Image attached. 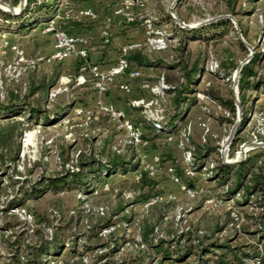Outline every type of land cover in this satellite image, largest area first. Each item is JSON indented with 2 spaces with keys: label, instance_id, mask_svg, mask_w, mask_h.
Instances as JSON below:
<instances>
[{
  "label": "rangeland",
  "instance_id": "obj_1",
  "mask_svg": "<svg viewBox=\"0 0 264 264\" xmlns=\"http://www.w3.org/2000/svg\"><path fill=\"white\" fill-rule=\"evenodd\" d=\"M61 1L60 6L62 8L64 0ZM20 2L21 0H0L1 102H5L11 92L19 94L20 100H24V95L29 92L31 81L37 83L40 76H48L55 67L60 68L61 66L60 63H53L51 65L40 64L35 70L26 69V71L21 70V72L18 73L19 68L23 66L24 63H18V53H16L14 46L22 50V54L25 57L34 58L45 52L50 42L48 37H50L51 34V32L44 31L45 23H37L34 28L30 27L34 24V21H32L33 23H27L25 18H27L29 13H25V16L21 15L14 19L11 16L18 14H12L10 11L4 10L6 9L4 3H6L12 6L14 11H18ZM125 2L128 4L126 10L132 17L131 20L126 19L127 22L137 24L144 32L143 36L137 37V35L142 33V30L135 29L134 31L136 32L133 38L138 39L136 42L141 43L142 49L149 57V60L158 59L176 65L178 62H192L197 58L201 61L203 68L195 86L196 91H198L196 92V97L200 103L191 108L186 120V122H189L190 126L187 140H180L178 136H175L172 140L166 141L165 136L161 135L155 142L161 145L160 147L165 145L169 154L179 161L183 157V151L180 149L179 143L183 144L186 148L195 147L197 149L201 147V144L206 140L207 144L214 148V152L206 161V165L214 163L215 160L222 159V155L224 156L226 151V139L237 120V113L233 115L230 114L226 109L215 103L213 99L204 95V91L208 90L214 96L221 97L225 100L235 97L233 73L236 69H232V65L235 63L239 65L250 53V49L241 41L238 33H240L243 40L249 44L253 53H259L257 71L264 77V0H235L232 7L233 9L226 4L225 0H104L103 5H105L104 7L106 9L110 8L108 14H116V8L122 6ZM93 10L97 13V17L87 21V24L90 25L96 22L99 17L98 9L94 7ZM79 11L80 8L78 7L72 8L71 10L72 14L75 16H79ZM103 11L104 10L101 11L102 14L107 15V13ZM171 11L186 24L198 23V25L193 28H199L202 25L220 18L229 19L231 26L222 30L198 29L195 32H189L188 30L193 28L181 27L180 24L176 22V18L171 15ZM167 12L172 17L171 22H167L164 17ZM80 18L84 19L82 17ZM19 19V23L14 22ZM109 19H111V15L107 18V20ZM118 19L120 22H123L121 18ZM173 22L174 24H178L181 30L174 29ZM149 23L152 29L161 30L166 34L168 45L165 49L155 50L147 42V37L151 35H148L146 32L148 29L147 24ZM17 24H27L28 26H25V29H22L20 33L16 31L13 32V28L17 26ZM106 24L103 26H106L107 30H109L110 24ZM173 31H175L174 37ZM76 35L87 40L86 45L88 48L95 44V39H93L90 34L78 31ZM179 39L182 49L178 47ZM240 43L243 44L244 48ZM94 51L95 49H92L89 52L93 53ZM38 62L42 61L40 60ZM72 62H69V59L66 60L65 63L68 65L65 66L69 67ZM141 72V77L134 82V91L137 90L139 94L144 93L147 99H150L153 94L150 92L149 88H142L141 91V89H139L141 88V83L146 82L152 85L157 83L161 78L165 82L167 79L166 77H168L170 83L177 86L181 79L179 69L164 68L162 65L150 66L149 64L141 68ZM58 85L59 83L57 82L54 87ZM72 85L68 84V91L60 93L52 102V106L47 109L51 110L52 108L62 105L69 97H78L77 103L79 105V103H81L79 97L85 92L93 91V88L89 85H73V87ZM69 91L70 93L67 94L66 92ZM247 99L249 102L245 108H250L248 119L246 124L240 128L239 133H237V128L241 120L238 122L234 135L228 144V159L241 156L239 154L247 149L248 145H244V148L239 151L240 145L243 142L249 143L253 139V133H257L258 130H264V121L261 118L264 117V87L262 86L256 91L250 90ZM161 104L165 109H170V96L166 93V90L164 100L161 101ZM165 114L167 118V112ZM140 115H142L141 108H139V110H134V118ZM19 119L24 122V131L20 138H16V142L10 154L8 152L4 161L0 162V224L4 221L18 223L12 230H14L15 233H22L21 239L23 241L33 242L37 240V238H40V234L37 233V230L47 235L53 232L54 229H56L55 227L60 224L68 226L72 231L74 226L76 231L81 234L86 222L91 226L103 222L104 218H101L94 210L96 206L100 205L106 207V218L110 217L112 220H117L125 215H131L134 218L133 221L126 222V225L121 221H116L115 228L109 235H100L104 240L106 238L107 240L118 238L120 235H123L124 238L128 240V242H125L121 246L119 252L116 254L115 259L118 260L129 259L143 252L141 250L143 248L137 243V240L141 239L138 225L141 220H149L151 223L157 224V233L155 232L152 235L154 240L159 237L168 238L172 234L183 232L187 229V226L191 227V224L193 225L195 223L200 232L204 234H209L216 225L224 228L223 235L229 236L235 233L236 229H234V225L231 220H229L227 209L222 207L215 211H210L204 205L202 195L188 198L182 192H179L177 186L171 183L167 178L163 179L164 183L161 185L165 192L172 193L174 199L167 203L163 202L143 210H141L136 203H133L134 206H130V202L122 196L124 190L134 191L136 193L135 197L139 191L129 187L134 177L121 174H115L110 177L111 180H114L112 182L114 187L113 189L111 188L109 192H102L98 195H88L84 197V200L79 197V192L77 190L63 191L60 193L49 192L37 198L26 200L24 205L8 208V204L13 199L19 197L20 186L27 187L30 182L35 181L41 175H51L62 172L64 170V158L66 159L70 152H75L77 149H86L87 146L86 143H84L83 137L86 130L75 128L73 134L74 140L70 141L64 137L67 130L64 125L60 123L62 122L61 119H52L53 121L48 125L42 124L41 132L36 135H33L36 124H27L23 118L19 117ZM202 123H205L206 127H203L201 125ZM27 132V141L30 142L28 144L23 140V137L25 138L24 134ZM91 132L98 140V144L94 147L95 151L99 152L98 150L102 145L101 143L102 139L105 137V133L97 128L93 129ZM115 137L116 139L114 141L118 142L120 134H116ZM235 138L240 139V141L237 142V144H240L238 147L237 144L235 145V152L231 156L228 155L230 152L229 149L231 148L230 144ZM166 142H169V144ZM17 144H19V152L17 159L13 160L11 159V155L16 149ZM69 144L72 145L69 147ZM220 149L223 150V154H221ZM237 151L239 152L236 154ZM207 186L211 188L212 194L220 199H224L223 196L221 197L222 189L220 187H213V185ZM134 199H132L133 202ZM201 203L203 204L202 206H200ZM81 204H83L84 207L87 206V210L80 209L79 215L76 217L78 223H75V218L71 217L69 214L71 210H79L78 208ZM121 206L122 209H120ZM22 208L26 209L27 212L31 214V219H24L20 215V210ZM238 209L244 218L245 212H251L252 210L249 205L238 207ZM53 210L58 212L59 217L52 215ZM67 221H69V223H67ZM239 228H237V233L240 237L237 242L251 241V238L248 237L246 233L239 230ZM66 233L68 234V231H66ZM1 238H10V240H13L14 236L11 234V230H9L5 233L4 237L0 234V239ZM1 242L0 264H8L6 257V253L8 252L7 247L2 245L3 242ZM97 252L98 251L90 252L88 255L89 258H93ZM63 258L69 259L70 256L66 254ZM191 261H193V258H190L188 262Z\"/></svg>",
  "mask_w": 264,
  "mask_h": 264
},
{
  "label": "trees",
  "instance_id": "obj_2",
  "mask_svg": "<svg viewBox=\"0 0 264 264\" xmlns=\"http://www.w3.org/2000/svg\"><path fill=\"white\" fill-rule=\"evenodd\" d=\"M15 1V0H14ZM70 4L72 0H67ZM235 0H225L226 4L232 8ZM61 0H26L24 8L18 15L11 16L16 19L25 13H29L27 23L34 21L30 27L34 28L37 23L49 22L57 13L64 10V7L60 6ZM14 4V3H13ZM71 7L73 5L71 4ZM233 9V8H232ZM10 15V14H9ZM26 15V14H25ZM24 15V16H25ZM167 22L172 21L171 15L167 12L164 15ZM93 20V19H90ZM83 22V19L69 18L63 23L61 27L68 33L77 34L74 30L77 24ZM14 22L19 23V20ZM33 23V22H32ZM125 24L128 28L139 27L137 24L127 22ZM174 29L181 30L178 24H174ZM27 24H17L13 28V32H21L25 29ZM231 26V22L227 18H220L216 21L207 23L199 28H193L188 30L189 32H195L198 29H216L222 30ZM16 29V30H15ZM140 31L141 27L138 28ZM143 31V30H142ZM175 31H173V37ZM244 35V33L242 32ZM245 36V35H244ZM110 43V42H109ZM108 43V44H109ZM178 47L182 49L180 39ZM104 44V43H103ZM105 44V45H108ZM244 48L243 44L240 43ZM121 50V48H120ZM119 50V53H120ZM128 62L127 71L132 68H144L150 64V66L162 65L164 68L179 69L181 73V79L177 86L170 83L169 78L165 80L166 93L170 96V109H165L167 112V118L161 123V127L154 126L144 114L137 118L133 117L136 123H140L143 126V149L145 150H157L162 149L160 157L162 162L171 163L176 173L182 177V179L188 184L195 183L200 174L204 180L210 181L213 187H220L222 189L221 197L224 200L233 198L237 207L249 205L251 212H245V218L240 224L239 230L246 233L251 238L249 242H237L240 235L237 233L238 229L235 226V221L230 216L228 211L229 220H231L236 229L232 235H223L224 228L222 226H215L209 234L201 233L197 224H191L187 226V229L183 232L172 234L168 238L159 237L153 239L152 235L155 233L156 225L149 220H141L138 225L140 229L141 241L144 243L143 252L129 259H115L116 254L119 252L121 246L128 242L123 235L118 238L104 240L100 237L99 232L116 221L131 222L134 218L131 215H125L120 219L112 220L110 217L100 216L104 218L103 222L90 225L88 233L80 234L77 231H72L65 225H58L50 234L42 233L40 238L33 242H26L21 239L22 233H15L14 227L18 223L13 221H4L0 224V234L2 237L5 233L11 230L13 234V240L0 239L2 245L7 247V263L8 264H264V148H254L247 152L246 157L237 163H226L222 159L215 160L214 163L206 165V161L210 158V155L214 152V148L207 144L206 140L201 144V147L197 149L195 147L186 148L183 144L179 143L180 149L183 153L185 150H189L192 154V160L190 165L196 172L194 177H185L183 171V157L178 161L171 156L165 147V145L157 144L155 141L159 136H165V140L169 141L167 137L172 135L178 136L179 139H183L180 136V131L189 124L186 122L187 116L192 107L199 104V100L196 97L195 86L199 79V75L203 71L201 61L194 59L192 62H178L167 63L162 60L154 59L149 60V57L145 54L142 46L139 48H133L126 51L122 55ZM73 61V62H72ZM71 62V66L65 61H52V62H37L33 68L28 70H35L42 65H51L53 63H60V68L55 67L51 73L40 76L38 82H30L29 92L24 95V100H20L19 94L11 92L5 102L0 101V162L4 161L6 154H10L13 145L16 142V138H20L24 131V122L19 119L23 118L27 124L42 123L44 125L50 124L52 119H61V117L78 105V97H69L62 105H59L51 110L46 108L48 100V93L56 83H59L60 77L65 74L71 78L70 85L74 83V78L79 74L80 67L87 62H90L89 48L88 56L86 58L74 57ZM259 61V53L254 52L248 62L244 63L239 71V77L237 81L239 104L242 109V118L237 128V133L240 132V128L246 124L248 119V113L250 108H245L249 102L248 93L250 90L256 91L262 86L264 87V77L257 71V64ZM116 62V59L114 60ZM113 62V63H114ZM99 65V63H95ZM238 68V64H233L232 69ZM140 78V77H139ZM37 79V77H36ZM138 80V79H136ZM135 82V81H134ZM91 86L90 78L82 86ZM141 89V88H139ZM142 91V90H141ZM89 93V92H85ZM79 97L80 104H86L84 94ZM150 95V93H149ZM204 95L214 100L219 106L226 109L230 114L237 113V105L235 97L225 100L221 97L214 96L210 91L205 90ZM145 96V94H139L137 90L133 92L132 97ZM127 97V96H126ZM31 98V99H30ZM28 101H26V100ZM129 102V98L127 97ZM133 110H139L140 107L131 106ZM166 115V114H165ZM99 118H102L101 120ZM99 119V120H97ZM104 116H98L95 118L86 129L89 137H84V143H86V149L82 150L78 159L80 170L76 172L62 171L51 175H41L35 181L30 182L27 187H19V197L13 199L8 208L24 205L25 201L30 198H37L44 193H60L63 191L77 190L85 195L91 194V187L93 183L109 179L112 175L121 174L125 175L128 172L135 173L140 170L141 176L138 180L130 182L129 187L137 189L139 192L134 199L133 203L141 204L142 202L150 199L153 196L165 193V190L161 186L165 177H153L150 176L147 171L140 168V161L135 153V150L126 146L120 152L113 149L116 141V135L114 131L108 133L102 139V145L99 148V152L95 151V147L91 143L95 139L91 134L92 130L96 128V123H102ZM120 134V132H118ZM84 135V134H83ZM17 138V139H18ZM240 139L232 141L230 144L228 155H233L235 152L234 147ZM117 143V142H116ZM169 144V142H166ZM240 143L237 144V147ZM72 144H69V147ZM93 150V151H92ZM237 150V148H236ZM19 152V144L11 155V159H17ZM66 159L64 158L63 161ZM114 180H112L113 182ZM198 185V184H196ZM112 185V189H113ZM211 192L210 187H206ZM212 193V192H211ZM185 195V194H184ZM202 195V194H201ZM186 196V195H185ZM199 196V195H198ZM187 197V196H186ZM203 199L205 196L202 195ZM173 199H166L158 201L148 208L156 206L160 203H167ZM204 203V200H203ZM147 208V209H148ZM122 209V206L120 207ZM79 215V213H78ZM69 223V221H67ZM76 223L78 221L76 220ZM68 231V234L66 231ZM200 232V234H199ZM157 233V232H156ZM92 251H98L93 258H89V253ZM69 255L70 258H63L64 255ZM190 258L193 261L188 262Z\"/></svg>",
  "mask_w": 264,
  "mask_h": 264
},
{
  "label": "built area",
  "instance_id": "obj_3",
  "mask_svg": "<svg viewBox=\"0 0 264 264\" xmlns=\"http://www.w3.org/2000/svg\"><path fill=\"white\" fill-rule=\"evenodd\" d=\"M64 10L57 13L49 22L45 23L44 31L51 32L53 35V47L49 53L39 54L36 57H25L22 54V50L19 48L16 49V53H18V63H24L18 70V73L22 71H26L28 68H33L38 61L52 62V61H66L71 57H82L86 58L88 56V47L86 45L87 40L74 33L66 32L62 27L61 23L66 21L69 18L81 19H95L97 17V13L92 8L80 9L79 16H75L72 14L71 4L64 0L63 4ZM128 8V4L125 2L122 6L116 8L115 13L121 16H124L125 19L131 20L132 17L129 12L126 10ZM149 21V20H148ZM147 34L150 37H147V42L151 45V47L155 50H163L167 47V38L166 34L161 30L152 29L151 24H147ZM101 38L104 44H108L110 42V33L107 30V27H102L101 29ZM141 46L140 42L132 41L128 42L121 47L120 55L115 64L111 65L108 68H101L99 65L87 62L86 64L80 67L79 74L74 78V86L83 85L88 78L91 81V87L93 88V97L91 101H87L86 104H80L74 106L71 111L61 117V124L64 125L67 132L64 134V137L70 141H73V134L75 128H79L82 130H86L90 123L97 118L98 116H104L106 121L113 125L118 132H120V138L116 144H114L113 149L117 152L123 150L124 147L130 146L135 150V153L140 161V168L150 176L153 177H165L171 183L175 184L180 192L185 194L188 198H194L198 195H204V205L210 210L215 211L220 208H225L229 211L230 216L235 221V226L239 228L241 222L244 220L241 212L235 204V200L233 198L224 200L216 197L212 194L206 187L202 185H188L182 177H180L176 173L175 167L169 162H162L160 153L152 152L150 153L148 150L143 149L144 141L143 134L144 129L140 123H136L125 110L116 108L112 103L106 101L105 93L110 89L115 88L116 90L121 91L124 95L129 98V105L134 107H140L142 114L154 125L157 127H161V123L165 119V108L162 106L161 101L164 100V94L166 89V84L161 78L157 83L149 85L146 82L141 83L140 87L149 88L150 92L153 96L150 99H147L145 96L132 97L134 92V81L141 77L142 72L141 68H132L128 69V62L122 56L126 51L139 48ZM71 78L68 76H61L59 79V85L52 87L48 93V100L46 103V108H50L52 106V102L55 98L62 92L68 91L69 82ZM203 96V94H202ZM264 121V117H261ZM203 127L205 123L201 124ZM42 123H37L33 130V135H36L41 132ZM190 126L186 125L181 131L180 136L183 139L187 140V135L189 132ZM207 129V128H206ZM30 132V131H29ZM27 133H25L26 144L30 143L27 141ZM84 136L87 138L89 134L87 132L84 133ZM173 136L169 135L167 139L172 140ZM51 141V140H50ZM93 146L98 144L97 138L91 141ZM249 143L258 144L260 147L264 148V130H258L257 133H253V139ZM249 143L243 142L240 147L247 145ZM227 148L228 145L226 143V151L225 155H222V159L231 160L227 158ZM257 148L253 146H248L244 158L248 151ZM223 149V144H222ZM220 149L221 154H223V150ZM82 150L77 149L75 152H70L65 161H63L64 170L69 172H76L80 170V166L78 164V159ZM239 151L236 152V154ZM192 160V154L189 150H185L183 153V171L185 177H194L196 176L195 170L190 165V161ZM141 176L140 170L134 173V180H138ZM112 188V180L106 179L102 181H98L93 183L91 187L90 195H98L102 192H109ZM79 192V197L84 200V197L88 196L84 193ZM136 193L132 190H124L122 192V196L130 202V206H134L132 199H134ZM166 199H174V196L170 193L167 195L159 194L151 197L150 199L138 204L141 210L147 209L152 204ZM83 203V202H82ZM79 210H71L70 216L75 218L80 211V209H86L87 206L84 207L83 204L78 208ZM95 212L99 216L106 215V207L105 206H96L94 208ZM20 215L24 219H31L32 216L26 209L22 208L20 210ZM53 216L59 217V214L56 210H53ZM126 225V222H123ZM90 225L86 222L81 234L88 233ZM115 228V224H112L108 227L103 228L99 235L106 236L111 233V231ZM73 231H76V228L73 226ZM78 232V231H77ZM155 232H157V228H155ZM138 245L143 248L144 243H142L141 239L137 240ZM54 262H52L53 264Z\"/></svg>",
  "mask_w": 264,
  "mask_h": 264
},
{
  "label": "crops",
  "instance_id": "obj_4",
  "mask_svg": "<svg viewBox=\"0 0 264 264\" xmlns=\"http://www.w3.org/2000/svg\"><path fill=\"white\" fill-rule=\"evenodd\" d=\"M103 3H104V0H72L71 1V4L73 5L74 8L78 7L80 9L81 8L82 9L92 8L93 9L94 7H96L98 9L97 10L99 13L98 20L97 21L95 20L96 22L91 24L92 26L90 24H87V21H89L90 19L84 18L83 22L77 24V27L74 31L75 32L83 31L87 34L92 35L91 37L93 39H95L94 40L95 44H93V46L89 47V51H91L92 49H95V51L93 53L89 52L90 62L99 63V66L101 68H108L111 65L116 63V62H114L115 59H116V61L118 60L119 55H120L119 50L123 45H125L128 42L138 40L136 38H133L135 35V32H136L134 30L138 29V28L137 27L128 28L127 25L125 24V17L124 16L116 15L113 13L108 14V12H110L109 11L110 8L106 9L104 7L105 5H103ZM62 8H63V5H62ZM102 10H104L107 13V15H103L101 12ZM110 15H111V19L107 20V18ZM118 18H121L123 20V22H120ZM112 21H113V23H112ZM106 23L110 24L109 32H110L111 38H110V43L108 45L103 44V41L101 38V29H102V27H106V26H103ZM143 35H144V32L142 31V33H140V35H137V37H140ZM48 38L50 39V42L48 44L47 49L42 54L49 53L52 50V47H53V35H52V33L50 34V37H48ZM73 58L74 57L69 58V62L72 61ZM62 76H65V74H63ZM72 87H73V85H72ZM66 93L68 94V93H70V91L66 92ZM92 97H93V91L84 94V98H85L86 102L91 101ZM105 99H106V101L112 103L116 108L123 109L131 117H134V110L129 105L126 95H124L121 91L116 90L115 88L110 89L109 91H107L105 93ZM101 117H103V116H101ZM99 119L101 120L102 118H99ZM99 119H97V120H99ZM96 122H98V121H96ZM96 122H95L96 128L98 130L103 131L105 133L104 134L105 136L108 133H110L111 131H114L115 135L119 134L118 130H116V128L113 125L109 124L106 121V118L104 119V121L102 123H96ZM149 152L150 153H152V152L161 153L162 151H161V149H157V150H149ZM125 175H130L131 177H134L133 172H128ZM163 183L164 182H162L161 184L163 185ZM203 183H206L209 186L212 185V183L210 181L204 180L202 178V174H200L199 179L195 183L190 184V186H194V185L198 184V185H202V186L205 185L204 187H208L206 184H203ZM162 185L160 187H162ZM163 194L167 195V194H170V192L166 191ZM202 205L203 204L201 203L200 206H202Z\"/></svg>",
  "mask_w": 264,
  "mask_h": 264
},
{
  "label": "water",
  "instance_id": "obj_5",
  "mask_svg": "<svg viewBox=\"0 0 264 264\" xmlns=\"http://www.w3.org/2000/svg\"><path fill=\"white\" fill-rule=\"evenodd\" d=\"M4 5L5 6H7L6 8L7 9H4V10H6V11H10L12 14H19V12L21 11V9L24 7V5H25V0H21V2L19 3V10L18 11H14L13 10V7L12 6H10V5H8V4H6V3H4ZM171 15L174 17V18H176V22L178 23V24H180V26H182V27H188V28H193V27H195L196 25H198V23H193V24H186V23H184L183 21H181L172 11H171ZM207 21H209V20H207ZM238 35H239V38L241 39V41L250 49V53L247 55V57L245 58V60H243V61H241L240 63H239V65H238V68L235 70V72L233 73V81H234V93H235V101H236V105H237V120H236V122H235V124L233 125V128H232V130H231V132L229 133V136H228V138L226 139V143H227V145L230 143V140L232 139V137H233V135H234V132H235V130H236V127H237V125H238V122L241 120V118H242V113H241V107H240V104H239V99H238V91H237V81H238V77H239V71H240V69H241V67H242V65L244 64V63H246V62H248L249 61V59H250V57L252 56V49H251V47H249V44L248 43H246L244 40H243V38L241 37V35H240V33H238ZM248 146H253V147H260L258 144H254V143H249V144H247ZM242 150V146L240 147V150L239 151H241ZM246 150L247 149H245L243 152H242V154H241V156H239L238 158H234V159H231V160H224L226 163H237V162H239V161H241L243 158H244V155H245V153H246Z\"/></svg>",
  "mask_w": 264,
  "mask_h": 264
},
{
  "label": "bare ground",
  "instance_id": "obj_6",
  "mask_svg": "<svg viewBox=\"0 0 264 264\" xmlns=\"http://www.w3.org/2000/svg\"><path fill=\"white\" fill-rule=\"evenodd\" d=\"M7 7V6H6ZM7 9V8H6ZM19 10V9H18ZM248 147V146H247ZM244 147H242V149H243ZM243 152V151H242ZM242 152L239 154V155H241L242 154ZM239 157V156H238Z\"/></svg>",
  "mask_w": 264,
  "mask_h": 264
}]
</instances>
